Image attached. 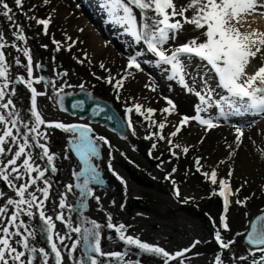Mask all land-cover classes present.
I'll list each match as a JSON object with an SVG mask.
<instances>
[{"label":"rangeland","instance_id":"1","mask_svg":"<svg viewBox=\"0 0 264 264\" xmlns=\"http://www.w3.org/2000/svg\"><path fill=\"white\" fill-rule=\"evenodd\" d=\"M5 2L12 7L16 22L23 27L27 40L26 44L16 40L13 33L17 29L0 16V30L3 31L7 44L2 51L10 65L11 77L15 79L23 76L27 79V58L23 49H29L33 59V76H43L45 81L54 82L34 85L38 91L47 93L46 96L38 97L44 119L47 122L80 124L91 128L89 135L96 141L99 149V155L92 158L98 180L89 185L93 195L84 197L81 189L76 187L78 183L82 184V179L78 181L74 173L83 171L84 165L75 150L73 133L41 126V131L47 135L49 151L56 157L54 163L57 168L56 173H46L51 181V188L49 200L45 202V211L53 217L56 231L70 237L60 246L65 264H79L84 258L83 244L69 256L68 249L79 237L66 226L68 217H71L73 227L81 226L80 221L85 217L96 221L101 225L102 249L108 253L126 254L121 262H117L115 258L100 257L103 264H164L162 257L141 252L135 246L121 241L119 234L107 227L109 216L114 225H125V235L161 247L171 255L184 252L183 256L170 260L168 264H215L217 257L223 264L264 261V252L249 248L240 240L249 219L264 210V125L256 126L251 135L243 133L239 146L236 144V131H229L236 127L223 125L219 119H215L213 116L219 114L215 107L201 113V116L213 118L217 127L208 129L198 125L195 120L180 126L183 116L192 117L196 114L195 107L199 104V99L181 87L176 80H169L167 77L170 75V66L157 67L156 58L147 52L145 45L136 44L129 36L123 38L126 46H116L105 40V46L101 49L99 43H92L98 33L92 34V25H86L84 20L87 19L75 0H48V3L45 0H24L22 9L17 8L13 0ZM137 15L139 16L138 11ZM32 16L38 19L51 18L47 34L44 33L43 25L28 19ZM252 16L264 20L258 14ZM105 17L111 19L109 15ZM109 34L113 36L110 32ZM53 40L59 43V50ZM184 41L178 38L175 43L170 42L165 47H176ZM13 43L20 51L11 47ZM136 51L145 53L139 58L140 63L147 66V69L141 66L143 71L127 67L129 56ZM37 63L42 65L40 69L35 68ZM195 63L196 60L193 65ZM188 72V83L192 85L195 77L194 86L200 91L203 83L197 71L190 67ZM110 77L114 78L111 83L108 82ZM117 80H123L122 87L116 86ZM210 83L215 87V80ZM153 87L155 91L151 90ZM80 89L110 103L126 120L127 126L130 118L132 127L128 126V136L117 137L98 124L61 110L57 103L58 94ZM15 91L13 102L27 121L30 119L31 93L18 81ZM166 99H171L176 105L171 115L161 112L165 107H170ZM214 99H219V96H214ZM136 104L143 106L141 111L144 115L136 113ZM127 108H132L133 111L126 113ZM148 108L156 111L146 119L147 113L144 110ZM153 120L157 124L166 123L162 132L152 124ZM177 126L181 130L175 137H171ZM159 135H163L165 139H158ZM149 136L152 138H145ZM97 137L104 138L108 143L97 140ZM169 138L171 144L168 142ZM153 144L156 145L155 149ZM185 147L188 148L186 154L182 150ZM33 151L34 155L41 152L39 148ZM197 159L200 161L199 166L196 164ZM35 164L42 169L49 167L46 158L37 159ZM197 167H200V171H197ZM213 170L217 173L215 185L210 180ZM229 171L232 172L231 177L228 175ZM205 172L209 173V177L202 175ZM221 179L229 180L231 191L235 193L229 197L231 203L227 213V231L221 224V217L224 215L223 198L213 194L219 192ZM69 184L73 186L71 191L67 190ZM38 186L43 187L42 181L38 182ZM32 190L34 189H30ZM177 190L179 196L176 195ZM0 193L4 194L0 205L8 197L15 198V193L2 180ZM62 197L66 198L65 209L59 208ZM237 200L243 203L237 204ZM12 210L10 206L9 211ZM33 211L36 213L34 218L21 217L36 232V238L30 240V244L50 252L47 233L43 231L44 225L39 219L38 211ZM61 212L65 216L64 223L55 220V216ZM83 226L91 227V224ZM218 231L226 241H235L228 249H222L217 243L215 234ZM196 241L200 243L193 247ZM241 256L247 259H239ZM34 264H41L38 254ZM49 264H54V259L50 258Z\"/></svg>","mask_w":264,"mask_h":264},{"label":"snow or ice","instance_id":"2","mask_svg":"<svg viewBox=\"0 0 264 264\" xmlns=\"http://www.w3.org/2000/svg\"><path fill=\"white\" fill-rule=\"evenodd\" d=\"M13 2L17 8H23L24 0H13ZM45 3H48V0H45ZM101 6L106 10L111 21L122 27L125 34L130 36L136 44L142 43L146 46L147 52L157 58L155 61L157 67L170 66L171 74L167 77L169 80H176L181 87L198 97L199 104L195 107L196 114L192 117L183 116L180 126L187 125L190 120H195L207 126L208 129L217 127L218 124L214 123L213 118L205 119L201 116V113L207 112L212 107L219 110V117L216 119H228L230 116L249 113L264 116V31L252 29L250 25L247 28L244 26L248 16L256 14L264 16V0H103ZM0 16L6 18L11 22L12 27L17 29L13 33L15 39L26 44L23 27L16 22L13 9L5 0H0ZM28 19L36 20L37 24L43 25L44 33L47 34L50 17L38 19L32 16ZM186 26H192V30H195L197 34L186 38L176 47L166 48V45L170 42L175 43L180 35L190 30ZM53 43L57 44V50H59V43L55 40ZM5 47L7 44L3 31L0 30V180L15 193V198L8 197L5 203L0 205V264H34L37 254L41 259V264H49L50 258L54 259V264H65L60 246L64 245L65 240L70 237L56 231L53 217L47 215L45 211V202L49 200L51 188V181L46 177V173L49 171L56 173L57 168L54 163L56 157L49 151L46 143L47 135L41 131V126L49 129L57 128L65 132L70 131L74 134L79 133L74 143L84 168L83 171L74 173V175L78 181L82 179V184L78 183L76 187L81 189L84 197L93 195L89 185L95 181L98 174L92 165V158L99 155V149L96 141L89 135L92 132L91 128L80 124L65 125L60 122H47L44 119L38 105V97L46 96L47 93L38 91L34 85L54 84V82L45 81L43 76H33V59L27 48L23 49V54L27 58V79L23 76L13 79L10 75V65L6 62L5 53L2 51ZM11 47L20 51L15 43ZM143 55H145L144 52L136 51L134 55L129 56L127 67L143 71L139 60ZM194 60L197 61L195 65H193ZM41 67L42 65L38 63L35 65L37 69ZM101 67L103 68V65ZM190 67H194L203 83L200 91H197L194 86L195 77H193L192 85L186 79ZM112 79L114 78L110 77L108 82L111 83ZM213 80L216 81L215 87L210 83ZM17 81L31 93L30 119L27 121L23 119L12 99L16 95ZM116 86L122 87L123 80H117ZM80 87L83 88V85ZM217 89L221 91L218 92ZM151 90L155 91V88ZM214 96H219V99H214ZM166 103L170 107H165L161 112L171 115L176 105L171 99H166ZM134 107L137 114L144 115L141 111L142 105L136 104ZM125 111L131 113L133 109L127 108ZM144 111L147 113L145 118L149 119L156 110L148 108ZM152 124L156 125L161 132L166 127L164 122L157 124L153 120ZM128 126L132 127L130 118ZM180 126H177L176 131L171 133V137L179 133ZM133 134H135L134 130ZM242 136V129L237 127V146L241 143ZM145 138L151 139L152 137ZM96 139L103 140L105 144L108 143L102 137ZM158 139L164 140L165 137L159 135ZM168 142L172 143L170 138ZM152 147L155 149L156 145L153 144ZM35 148H39L41 152L34 155ZM182 150L185 154L188 152L186 147ZM45 158L49 167L43 169L37 167L35 161ZM196 164L200 165L199 159ZM197 171H200V167H197ZM202 175L209 177V173L206 172ZM228 175L231 177L232 172L229 171ZM210 180L213 185L217 183L215 170L211 172ZM20 181L22 183L18 184L17 182ZM41 181L43 187L38 186V182ZM173 183L175 184V181ZM72 187L71 184L67 185V190L71 191ZM219 188V192L213 194L223 198L224 215L221 217V224L227 231L229 228L227 213L231 203L229 197L235 193L231 191L230 181L227 179L219 181ZM30 189L34 190L30 191ZM37 193L40 195L38 196ZM176 195L179 196L178 190ZM0 199H4L3 193H0ZM96 199L99 202V198ZM235 202L243 203L240 200ZM10 206L13 209L11 212L9 211ZM66 206V198L62 197L59 201V208L65 209ZM33 209L38 211L39 219L44 225L43 231L47 233L50 252L44 248L37 249L30 244V240L36 238V232L21 217L34 218L36 213ZM55 220L64 223V214L62 212L57 214ZM108 220L107 227L114 229L121 241L129 246H135L141 252L162 257L164 264L184 255V252L171 255L161 247L152 246L138 238L125 235L124 224L114 225L111 222V216ZM85 224H91V227L83 226ZM80 225L73 227L71 217H68L66 226L70 232L76 233L79 237L68 249L69 256L83 244L84 258L79 264H85V261L87 264H103L100 257L115 258L117 262L123 261L126 254L108 253L102 249L99 223L85 217L80 221ZM215 239L222 249H228L235 242L223 239L219 231L216 232ZM247 239L250 245L264 252V216L257 218ZM198 243L200 242H194L193 247ZM239 259L245 260L247 257L241 256ZM215 264H223V261L217 257ZM252 264H264V261L253 260Z\"/></svg>","mask_w":264,"mask_h":264},{"label":"water","instance_id":"3","mask_svg":"<svg viewBox=\"0 0 264 264\" xmlns=\"http://www.w3.org/2000/svg\"><path fill=\"white\" fill-rule=\"evenodd\" d=\"M60 106L71 114L77 113L82 118L88 116L91 121H99L101 123H104L108 125L111 130H118L117 132L120 133V135L122 136L125 133L123 128L120 127V121L118 120L117 116L112 112V109L108 107L105 103L100 102L99 100H92L87 92L82 91L75 95H66L65 97H62L60 100ZM107 112H109V118H107ZM260 216L264 215H257L251 221L246 231V234L242 237V239L247 243L248 234L252 231V226L256 224V220ZM206 226L208 227L207 224Z\"/></svg>","mask_w":264,"mask_h":264},{"label":"bare ground","instance_id":"4","mask_svg":"<svg viewBox=\"0 0 264 264\" xmlns=\"http://www.w3.org/2000/svg\"><path fill=\"white\" fill-rule=\"evenodd\" d=\"M82 13H84V16L87 19V21L84 20L86 25H88V26L92 25V30H91L92 34H94V33L97 34L98 33V37L97 36L94 37L92 39V43H96V44L99 43L100 48L103 49L104 46H105L104 45L105 40H108L109 37H110L109 33H107V31L105 30L106 28H104V27L102 28V26H103L102 23H100V21L98 19L94 18L91 15V13H89V11H87V9L85 7L82 9ZM246 20H247V23L244 25L246 28L249 27V25H250V27L252 29H259L261 31H264V20H263V18H260V17H257V16H248L246 18ZM186 27H188L190 30L187 33L182 34V35L179 36V39H181V40H185L186 38L195 36L197 34L195 30H192V26H186ZM64 93L65 92H60L59 95L61 96ZM230 120L232 122H234V119L231 118ZM263 124L264 123H262L261 125H263ZM255 129H256V126L255 127L251 126L249 130H245V131H243V133L244 134L248 133V134L251 135V134H253ZM229 131L234 132L236 130L233 129V130H229ZM78 136H79V133H75V134L73 133V141H76L78 139Z\"/></svg>","mask_w":264,"mask_h":264}]
</instances>
